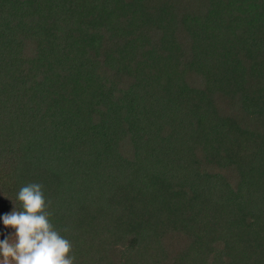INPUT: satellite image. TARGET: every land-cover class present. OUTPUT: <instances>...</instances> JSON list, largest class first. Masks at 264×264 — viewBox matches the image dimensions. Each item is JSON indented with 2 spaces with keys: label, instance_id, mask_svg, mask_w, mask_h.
<instances>
[{
  "label": "trees",
  "instance_id": "trees-1",
  "mask_svg": "<svg viewBox=\"0 0 264 264\" xmlns=\"http://www.w3.org/2000/svg\"><path fill=\"white\" fill-rule=\"evenodd\" d=\"M32 182L74 264H264V0H0V232Z\"/></svg>",
  "mask_w": 264,
  "mask_h": 264
},
{
  "label": "clouds",
  "instance_id": "clouds-1",
  "mask_svg": "<svg viewBox=\"0 0 264 264\" xmlns=\"http://www.w3.org/2000/svg\"><path fill=\"white\" fill-rule=\"evenodd\" d=\"M17 208L3 216L15 233L0 240V264H74L72 244L51 222L43 185L22 186Z\"/></svg>",
  "mask_w": 264,
  "mask_h": 264
},
{
  "label": "rangeland",
  "instance_id": "rangeland-1",
  "mask_svg": "<svg viewBox=\"0 0 264 264\" xmlns=\"http://www.w3.org/2000/svg\"><path fill=\"white\" fill-rule=\"evenodd\" d=\"M14 233H15V229L14 228H12L10 226H6L5 229L2 232H0V240L8 238V237L12 236ZM182 243H183V240L176 242V246H177L176 248L181 246Z\"/></svg>",
  "mask_w": 264,
  "mask_h": 264
}]
</instances>
